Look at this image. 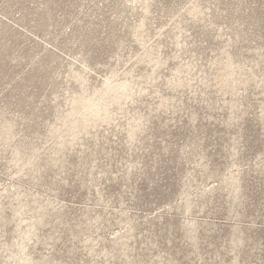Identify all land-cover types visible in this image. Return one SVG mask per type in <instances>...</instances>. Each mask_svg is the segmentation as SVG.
<instances>
[{
	"label": "rangeland",
	"instance_id": "374dc122",
	"mask_svg": "<svg viewBox=\"0 0 264 264\" xmlns=\"http://www.w3.org/2000/svg\"><path fill=\"white\" fill-rule=\"evenodd\" d=\"M28 261L264 264V0H0V264Z\"/></svg>",
	"mask_w": 264,
	"mask_h": 264
},
{
	"label": "bare ground",
	"instance_id": "6f19581e",
	"mask_svg": "<svg viewBox=\"0 0 264 264\" xmlns=\"http://www.w3.org/2000/svg\"><path fill=\"white\" fill-rule=\"evenodd\" d=\"M186 207L189 208L188 202L186 203ZM28 264H31V261H28Z\"/></svg>",
	"mask_w": 264,
	"mask_h": 264
}]
</instances>
